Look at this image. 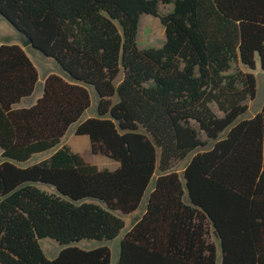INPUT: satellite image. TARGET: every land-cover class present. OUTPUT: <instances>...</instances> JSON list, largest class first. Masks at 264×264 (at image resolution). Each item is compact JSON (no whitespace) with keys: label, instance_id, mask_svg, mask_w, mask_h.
Segmentation results:
<instances>
[{"label":"trees","instance_id":"obj_1","mask_svg":"<svg viewBox=\"0 0 264 264\" xmlns=\"http://www.w3.org/2000/svg\"><path fill=\"white\" fill-rule=\"evenodd\" d=\"M142 14L160 17L162 46H139ZM0 16L61 71L17 107L39 71L27 48L0 45V264H112L109 244L75 243L118 238L117 212H135L154 177L117 264H264V104L240 119L257 59L264 71V0H0ZM89 87L97 115L75 133L115 169L62 142L91 106ZM87 198L104 205L77 203ZM42 238L62 246L56 257Z\"/></svg>","mask_w":264,"mask_h":264},{"label":"rangeland","instance_id":"obj_2","mask_svg":"<svg viewBox=\"0 0 264 264\" xmlns=\"http://www.w3.org/2000/svg\"><path fill=\"white\" fill-rule=\"evenodd\" d=\"M173 7V4H161L160 5V13L164 14L170 11ZM166 35H165V29L161 22L160 17L153 16L151 14H142L140 19V27H139V34H138V44L141 48H147V47H160L165 42ZM24 39L20 35V33L5 19H3L0 16V45L3 43H18L22 46H24ZM27 52L30 55L31 59L34 61L35 65L39 69L40 77L42 78L43 75L47 74L48 72H54V73H60V67L57 64V62L49 57H46L43 55L39 50L28 48L26 46ZM256 79H257V95L254 99L248 101V110L240 117V119L245 118H251L253 117L257 112H259L264 104V71L261 68L260 61L257 59V67L255 70H253ZM41 87V83H39L38 87L36 88L33 95H31L28 98H25L22 103L25 106H28V104L32 100H36V97L38 96L39 88ZM43 87V86H42ZM90 93H91V106L83 113L80 120L76 123H73L70 128L68 129L66 135L63 138V143H68L74 151H78L82 153L89 161H92L96 164H98L100 167H107L110 169H115L118 167V162L100 154H93L91 151V145H90V139L88 135H77L75 133V129L78 125V123L82 120L87 119L88 117H93L97 115V93L94 88L89 87ZM42 91V90H41ZM116 99V98H115ZM213 143H209L207 146L208 148L211 147ZM201 149V148H200ZM53 150H48L41 153L34 154L29 160L25 162H16L20 166H28L33 163H37L51 155ZM195 152H192L189 154L185 159L179 161L175 165V169L182 174L185 166L190 161L191 157L193 156ZM4 158L0 157V163ZM155 180L156 177H154L142 199V202L139 206V211H143L147 207L148 199L150 196V193L152 189L155 186ZM39 186H41L43 189L46 190H52V186L47 184L39 183ZM98 201L102 205H104L103 202L100 200H96L93 198H87L81 201H77V203H80L82 201ZM117 214L121 217H123L125 220H128V216H125L124 214L117 212ZM125 229L122 231L121 234H123ZM41 246L46 253V255L49 258H54L59 253L62 246L51 238H42L40 240ZM109 244L113 247L114 242L111 241H98V240H89L84 239L80 242H77L75 244L84 247V248H92L96 245L100 244ZM113 250V249H112ZM119 252V251H118ZM118 259V253H115L113 250V262L112 264H116Z\"/></svg>","mask_w":264,"mask_h":264},{"label":"crops","instance_id":"obj_3","mask_svg":"<svg viewBox=\"0 0 264 264\" xmlns=\"http://www.w3.org/2000/svg\"><path fill=\"white\" fill-rule=\"evenodd\" d=\"M24 48H26V46H23ZM34 62V61H33ZM37 67V66H36ZM38 71H39V69H38ZM50 73H54V72H48L47 74H45V75H43V77L41 78L40 77V73H39V83H41V87L39 88V92H38V96L36 97V100L41 96V94H42V86H43V84H44V81H45V78H46V76L48 75V74H50ZM39 85V84H38ZM38 87V86H37ZM28 98V97H27ZM24 100V99H23ZM22 100V101H23ZM36 100L34 99V100H32L29 104H28V106L29 105H31V104H33V103H35L36 102ZM22 101L19 103V104H17V107H24V104L22 103ZM26 107V106H25ZM85 157V156H84ZM86 158V157H85ZM87 159V158H86ZM88 160V159H87ZM92 162V161H91ZM94 163V162H93ZM119 165V164H118ZM145 210L146 209H144L143 211H139V208L135 211V212H133V213H131V214H127V215H125V216H128V220H125V222H126V226H125V231H124V233L123 234H120V236L118 237V238H116L115 240H112L111 242H114V245H113V247H112V249L114 250V252L115 253H118V256H119V245H120V241H121V238L123 237V235L128 231V230H130L132 227H133V225L136 223V221L144 214V212H145ZM97 246V245H96ZM116 264H117V262H116Z\"/></svg>","mask_w":264,"mask_h":264},{"label":"water","instance_id":"obj_4","mask_svg":"<svg viewBox=\"0 0 264 264\" xmlns=\"http://www.w3.org/2000/svg\"><path fill=\"white\" fill-rule=\"evenodd\" d=\"M28 45H31L32 48H33V42H32V40H31L30 38H28V37H25L24 46H28ZM33 49H35V48H33ZM36 50H37V49H36ZM215 234H216V236H218V235H217V231H215Z\"/></svg>","mask_w":264,"mask_h":264}]
</instances>
